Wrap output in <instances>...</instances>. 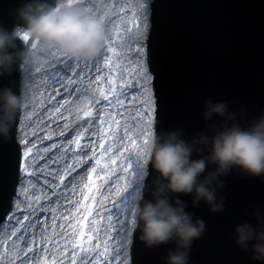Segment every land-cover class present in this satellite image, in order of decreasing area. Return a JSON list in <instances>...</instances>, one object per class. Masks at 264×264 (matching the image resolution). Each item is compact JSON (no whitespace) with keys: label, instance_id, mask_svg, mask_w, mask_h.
Returning <instances> with one entry per match:
<instances>
[{"label":"water","instance_id":"water-1","mask_svg":"<svg viewBox=\"0 0 264 264\" xmlns=\"http://www.w3.org/2000/svg\"><path fill=\"white\" fill-rule=\"evenodd\" d=\"M21 2L22 0H0V25L10 29L17 22L15 10ZM122 2L123 0H115L117 5ZM152 8L151 30L146 47L145 42L143 43L146 63L145 54L143 60L152 76V83H148V93L155 103L151 123H155L158 133L179 128L183 130L185 138H191L212 126L219 127L221 118L214 117L211 121L203 118L206 99L225 102L229 111L239 112L243 109L242 124L264 112V0H152ZM111 19L113 22L117 21L116 16H111ZM118 43L134 48L137 42L126 38ZM116 62L125 70V75L131 78L124 89L125 95L137 93L135 100L124 105L126 111L123 115L129 119H119L120 132L122 134V126L128 123L136 138L135 130L144 124L136 116L137 109L141 107L139 93L142 91V85L137 84L141 80L139 63L134 61L133 53H128ZM62 68V64L54 65L50 62L35 74L37 87L34 101L28 108L32 115L23 121L26 127L21 129V121L18 120L17 126L12 129L13 138L0 141V218L4 221L7 219L4 208L8 206L13 190L17 161L23 158L25 165H30L32 175L26 176L23 171L19 174L30 182L25 185L28 192L21 196L20 211L25 214L32 211V208L27 207L28 201L37 209L36 215L30 218H38L40 221L37 229L33 230L38 236L33 252L38 257L45 255L43 248L46 241L40 237L46 236L51 241L47 244L49 261L52 260V251L56 245L64 246L63 234L66 230L70 231L67 225L75 222V217L84 212L83 204L91 203L83 200L84 192L79 189L71 203L65 199L66 196H71L70 191L61 193L63 184L52 170L61 169L66 160L72 162L71 156L79 151L75 145L65 148V140L72 138L76 131H83L81 147H90V142H95L97 157L101 151V126L98 122V113L103 111L101 105L94 102L84 105L92 107L91 117H84L82 112L77 113L71 104H62L60 112H53L57 101L62 103L68 98L65 88L52 83L54 73ZM103 71L107 72V69ZM60 74L63 75V72ZM20 77V71L14 67L11 75L0 77V89L10 86L18 94ZM99 83L93 87H97ZM104 86L106 88L107 84ZM80 95L73 92L71 99L75 100ZM88 95L91 96L92 93L89 91ZM17 136L19 140L16 139ZM22 139L26 141L22 144L23 150L19 142ZM52 143L57 147L51 148ZM107 143L106 141L105 146ZM140 143L138 138L137 144ZM25 147L33 149L28 158L23 157ZM45 148L48 150L44 151ZM95 158L89 152V159L84 162V167L92 165ZM119 174L118 170L116 175ZM155 175L153 172L149 183ZM53 180L55 184L52 183ZM107 180L108 183H104L103 179L97 180L96 205L93 207L94 217H104L96 225L100 229V235H103L108 223L109 209L113 207V197L108 193L115 176L108 177ZM224 180L225 187L220 194L225 197V207L221 213H210L203 202L199 208H193L191 197H181L188 205L187 210L206 223V232L194 241L190 250V264H257L252 259L251 251L245 253L236 245L234 229L245 221L255 223L253 213L256 209L264 212V180L235 171ZM104 195H108V199H103ZM65 216L68 220L63 219ZM62 224L64 228H61ZM91 227L93 225L90 224L89 228ZM41 228L43 233L39 231ZM3 230L2 224L0 232ZM112 235L115 237L116 233ZM138 235L139 233L136 234L137 237ZM68 247L70 258L71 246ZM172 248V244L147 248L136 238L130 248L131 264H165V258ZM56 259L68 264L64 257L58 256ZM36 264H42V259H37Z\"/></svg>","mask_w":264,"mask_h":264},{"label":"clouds","instance_id":"clouds-1","mask_svg":"<svg viewBox=\"0 0 264 264\" xmlns=\"http://www.w3.org/2000/svg\"><path fill=\"white\" fill-rule=\"evenodd\" d=\"M115 11L112 0H22L15 10L17 22L10 29L0 25V77L11 75L14 67L21 73L18 94L10 86L0 89V141L12 139L13 127L27 115L37 87L35 74L46 64L60 57L90 63L103 54ZM204 109L205 121L221 118L219 127L191 138L179 128L158 133L155 123L146 140L142 128L134 133L141 140L135 155L143 175L128 247L136 238L147 248L172 244L165 264H190L192 245L206 232L205 221L187 210L182 196L191 197L193 208L203 202L218 214L225 207L220 193L227 175L235 171L264 180V112L242 124L244 110L229 111L223 101L206 99ZM253 215L255 223L235 227L234 240L245 253L251 251L257 264H264V212L256 209Z\"/></svg>","mask_w":264,"mask_h":264},{"label":"snow or ice","instance_id":"snow-or-ice-1","mask_svg":"<svg viewBox=\"0 0 264 264\" xmlns=\"http://www.w3.org/2000/svg\"><path fill=\"white\" fill-rule=\"evenodd\" d=\"M88 2L90 3L91 0ZM112 6L116 9L113 16L117 17V21L113 22L111 17L109 19L113 29L112 37L99 58L90 63L66 60L63 57L52 61L54 65H63L62 69L54 73L52 83L65 88L68 97L62 103L57 101L53 112H60L62 104H71L77 113L82 112L84 117H91L93 115L92 107H84V105H91L94 102L103 108V111L98 113L100 117L98 122L101 126L99 141L101 151L98 157L96 143L90 142V147H81V137L84 132L76 131L72 138L65 140V148L68 145H75L79 151L74 152L71 156L72 162L66 160L61 169L52 170L60 183L63 184L61 193L70 191L71 196L65 197L69 203L76 196L77 189L84 192L83 200L91 201V203L83 204L84 212L75 217V222L67 225V229L70 231L66 230L63 234L64 246L56 245L52 251L51 261L47 257L49 252L47 244H50L51 241L47 240L46 236L40 237L46 241V246L43 248L45 255L38 257L33 252V246L38 240L37 232L33 230L37 229L40 221L38 218L30 219L36 215L37 209L33 208L31 201H28L27 207L32 208V211L27 214L20 211L21 196L28 192L29 189L25 185L30 182L19 174L23 171L26 176L30 177L32 173L30 165L26 166L23 159L18 160L13 190L9 196L8 206L4 208L7 221L0 218V224H3L4 228L0 232V264H17V262L18 264H36L37 259H42V264H64L63 260L56 259L58 256L67 259L68 264H78V258L79 264H129V257L131 260L128 241L132 239L134 203L139 196L138 180L143 172L141 162L135 155L139 146L137 144L138 137L134 138L128 123L122 126V134L120 132L119 119L122 118L126 121L129 119L123 115L126 111L124 105L126 102L131 103L135 100L137 93L133 92L131 96L125 95L124 89L129 85L131 78L125 75V70L116 61L128 53H133L134 61L139 63L141 80L137 81V84L142 85V91L139 93L141 107L137 109L136 116L144 121L141 128L144 130L143 138L146 140L148 130L152 125L154 100L148 93V83L152 80V76L143 60L145 54L143 43L147 40L151 30L153 8L152 0H149L148 3H141L140 0H123L119 5L115 3V0H112ZM126 38L137 42L134 48L128 44L118 43ZM103 69H107V72H104ZM61 72L63 75L60 74ZM97 82L100 83L97 87H93ZM105 84H107L106 88ZM89 91L92 93L91 96L88 95ZM73 92L81 95L73 100L71 99ZM96 93L99 95L97 96ZM52 98L54 99V97ZM29 105L26 108L27 115L20 119L21 129L26 127L23 121L32 115V112L28 111ZM48 138L51 139V136ZM106 141L108 142L107 146H105ZM19 142L26 143L23 139ZM50 147L56 148L57 145L52 143ZM47 150V148L44 149V151ZM32 152V148L25 147L23 157L28 158ZM89 152L96 158L92 165L85 168L84 162L89 159ZM127 153L134 154L126 155ZM117 161L120 163L117 164ZM118 170L120 174L116 175ZM112 176H115V180L110 185L108 195L113 197V207L109 209L108 223L103 235H100V229L96 225L104 217L101 216L97 219L93 215V207L96 205L97 180L103 179L104 183H108L107 178ZM65 180L67 183H64ZM52 183L55 184V180ZM56 186L59 187V185ZM108 195H104L103 199H108ZM9 212L11 214H8ZM18 212L20 215H17ZM90 217H92L91 220ZM63 219L68 220V217L65 216ZM90 224L93 227L89 228ZM61 228H64L63 224ZM39 231L43 233V228ZM112 233H116L115 237ZM94 240L95 243H93ZM113 244L115 245L114 249ZM68 245L71 246L70 258Z\"/></svg>","mask_w":264,"mask_h":264}]
</instances>
